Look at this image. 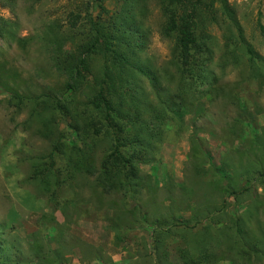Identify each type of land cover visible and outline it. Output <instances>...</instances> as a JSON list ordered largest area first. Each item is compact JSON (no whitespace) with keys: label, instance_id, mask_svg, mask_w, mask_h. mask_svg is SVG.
<instances>
[{"label":"rangeland","instance_id":"obj_1","mask_svg":"<svg viewBox=\"0 0 264 264\" xmlns=\"http://www.w3.org/2000/svg\"><path fill=\"white\" fill-rule=\"evenodd\" d=\"M117 3L106 0L105 6L113 12ZM146 4L147 16L141 23L145 45L134 60L150 71L167 72L162 87L174 93L177 80L171 61L175 41L162 33L165 17L161 0H147ZM228 6L245 42L264 59V0H228ZM69 10V0H0V15L9 22L6 35L0 38V64L14 71L11 86L34 94L63 86L65 80L54 68L49 39L62 36L59 28L66 29ZM206 32L213 52L208 80L211 83L217 78L223 90L207 94L191 111L177 114L184 124L181 134L176 136L173 129L156 160L142 166L143 178H153V191L144 190L138 198H132L129 208L138 207V216H157L168 210L176 213L177 204L189 201L190 207L183 209L182 216H196L202 222L198 228L182 233L194 247L206 238V233L198 231L206 219L228 224L231 217L240 216L247 238L264 253V183L255 179L253 172L264 168V77L259 82L252 79L239 33L222 9ZM95 66L99 69L100 61ZM139 81L150 101L154 100L148 80L140 77ZM210 83L203 89L208 90ZM8 98L0 87V264H42L33 252L37 236L58 264L62 260L67 264H154L149 226L132 225L134 217L118 209L120 196L101 197L89 187L93 178L80 179V189L63 188L62 200L74 198L66 206V213L29 182L31 158L46 154L50 143L23 128L28 114L16 113L7 105ZM237 98L242 107H238ZM243 119L252 122L242 127L238 120ZM67 124L62 121L61 128L68 129ZM253 133L259 136L258 145ZM105 149L106 144L99 145L98 166ZM213 166L224 168L234 178L237 198L223 193ZM250 185V190L243 193ZM44 214L56 218L66 230L63 256L56 253L60 244L53 241L52 227L42 222ZM114 214L130 223L129 229L115 232L108 220ZM180 235L175 244L183 246ZM252 264H264V257L253 258Z\"/></svg>","mask_w":264,"mask_h":264},{"label":"trees","instance_id":"obj_2","mask_svg":"<svg viewBox=\"0 0 264 264\" xmlns=\"http://www.w3.org/2000/svg\"><path fill=\"white\" fill-rule=\"evenodd\" d=\"M105 3L106 0H69L66 29L60 27L62 36L49 39L54 68L65 80L63 86L38 94L24 93L10 85L14 71L0 64V87L9 96L7 105L18 114L27 112L23 128L33 130L50 143L46 154L31 158L29 182L48 197L49 203L61 206L66 213V206L71 205L74 198L62 200L63 188L80 189V179L93 178L89 187L101 197L120 196L118 209L134 217L132 225L149 226L154 264H221L224 261L252 264L253 258L264 257L256 242L247 238L240 216L231 217L228 224L206 219V224L198 230L206 233V238L194 247L182 233L198 228L202 222L196 216L191 219L182 216L183 209L190 207L189 201L177 204L176 213L168 210L157 216L146 213L138 216V207L129 208L132 198H138L144 190L153 191V178H143L142 166L156 160L173 129L176 136L181 134L184 124L177 114L191 111L207 94L223 90L217 78L211 83L208 80L213 52L206 32L208 24L216 21L220 9L234 22L252 79L259 82L264 77V59L245 42L228 0H161L165 17L162 33L175 41L171 61L177 80L174 93L162 87L161 81L167 72L150 71L134 60L136 52L145 45L141 23L147 16V0H118L113 12ZM8 25L0 15V38L6 35ZM98 61L99 69L95 66ZM140 77L150 83L154 100L150 101L141 87ZM208 83L210 88L204 90ZM236 102L242 107L239 98ZM64 120L68 121V129L61 128ZM238 122L244 127L252 120ZM252 137L258 145L259 136L253 133ZM103 143L106 149L98 166L97 153ZM211 161L208 157V162ZM213 168L223 193L237 198L239 191L234 178L227 175L224 168ZM197 170L201 172V166ZM253 172L255 179L264 183V168ZM226 181L228 184L224 186ZM250 188L251 185L242 192ZM108 220L113 223L115 232L129 229L130 223L122 222L116 214ZM42 222L47 228L52 227L53 241L60 244L56 253L63 256L66 248L63 225L48 214L42 216ZM211 231H215V235L207 238ZM116 235L118 238L120 234ZM178 235L183 239V246L175 244ZM36 239L35 258L42 264H58L52 258L53 252L38 241V236ZM60 264L67 262L62 260Z\"/></svg>","mask_w":264,"mask_h":264}]
</instances>
